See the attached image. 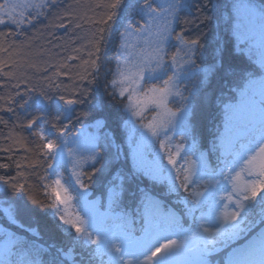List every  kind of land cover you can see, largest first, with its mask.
<instances>
[{
	"label": "snow or ice",
	"instance_id": "1",
	"mask_svg": "<svg viewBox=\"0 0 264 264\" xmlns=\"http://www.w3.org/2000/svg\"><path fill=\"white\" fill-rule=\"evenodd\" d=\"M44 6V0L39 3L4 0L0 4V25L12 24L19 28L26 21L22 9H42ZM104 7L108 9L107 18L97 23L117 21L120 9H138L139 19L127 23L125 31L120 33L123 38L122 63L112 85L114 88L119 85V96L124 97L127 93L125 107L143 129L140 133L142 146L152 149L153 158L142 166L143 175L166 184V195L176 194L178 200L173 203L182 207L176 210L140 189L141 196L135 209L139 221L137 229V219L131 213L112 212L113 197L117 193L110 189L109 208L104 212L95 209L94 205V210H90L85 204L83 215L79 211L69 214L67 209L75 207L73 201H81L84 197L83 191H77L72 181L81 190L86 187L81 179L84 173L79 168L82 163L97 161L99 146L91 137L83 141L77 138L69 146L63 130L58 132L56 139H50L40 127L35 132L39 137L36 149L40 156L57 162L48 164L49 175L42 178L54 177L44 184L53 215L67 226L65 231H74L82 248L95 245L89 250L88 264H92L94 257L105 256L107 262L101 259L100 264H212L209 257L226 249H231L227 264H264V77L248 79L241 89L238 104L225 106L224 132L218 137L219 142L214 141L211 147L210 154H216L213 163L210 154L196 149L195 141L187 146L182 142L189 131L187 106L183 103L175 109L171 106L175 98L181 102L188 99L180 91L179 83L192 69L198 68L193 57L200 47L199 39L177 37L186 49L184 55L173 54L170 68L165 63L164 46L171 36L173 23L178 22L179 0H160L158 3L143 0L135 5H128L125 0H111ZM242 7L255 18L253 8ZM260 20L259 53L264 69V11L260 12ZM27 22L31 23L30 20ZM99 31L101 36L96 41L95 53H89L95 59L84 62L97 71L101 59L100 43L105 40L104 29ZM108 31H112L111 24ZM0 51L7 49L0 48ZM0 63L9 66L7 62ZM211 67L214 70L215 66ZM4 75L11 78L12 74ZM147 81L152 84L145 88ZM59 100L63 109L69 112L77 103L76 99H66L64 95H60ZM149 109H153L154 114L145 123L144 113ZM35 122L29 121L27 128L32 129ZM177 137L182 139L177 140ZM138 151L133 152L134 157ZM66 156L72 163L71 176L67 179L57 170L61 167L59 162ZM0 183L15 192H24L23 185L10 184L3 177H0ZM17 242L6 234L4 255L11 256ZM0 264L9 262L4 260ZM22 264H37V261L25 260ZM51 264H57L56 260Z\"/></svg>",
	"mask_w": 264,
	"mask_h": 264
},
{
	"label": "trees",
	"instance_id": "2",
	"mask_svg": "<svg viewBox=\"0 0 264 264\" xmlns=\"http://www.w3.org/2000/svg\"><path fill=\"white\" fill-rule=\"evenodd\" d=\"M216 1L217 9L213 0H185L186 7L177 12L178 22L171 32L173 40L199 39L200 47L193 59L199 69L208 68L182 83L190 107L187 124L190 142L195 141L196 148L206 154L211 153L223 126L222 106L235 101L236 90L245 79L259 72L252 56L245 53V45L236 43L232 34L235 9L245 1ZM246 1L249 5L264 3V0ZM110 2L47 0L42 9L26 14V21L19 28L0 25V48L7 49L0 51V61L9 65L4 67L0 63V165H7L0 167V177L10 184L24 186V192L19 193L0 183V225L4 228L0 240L10 234L18 241L7 258L9 264H22L25 260H35L37 264H51L53 260L57 264H88L91 255V246L87 245L81 256L70 241L62 240V234L52 230L53 224L62 226L54 219L45 195L44 184L52 177L42 179L48 177L51 161L40 156L36 149L39 137L35 132L43 124L51 134H57L60 130L75 133L97 120L105 121L101 129L109 134L105 138L110 144L104 151L100 142L97 161L86 169L82 180L101 206L107 204L108 190L120 189L124 205L118 207L131 213L138 225L135 209L140 189L176 210L182 207L173 203L178 200L176 194L166 195V184L150 180L132 166L127 131L123 127L126 101L117 97L112 81L118 63L120 33L139 16L137 8L128 7L118 10L117 21L97 23L107 18L108 9L104 5ZM125 3L135 5L143 0H125ZM101 28L105 40L100 43L97 71L84 62L95 59L89 53H95ZM4 73H11V78ZM60 95L77 100L72 111L63 109ZM144 117L148 118L147 113ZM31 120L36 122L29 129ZM209 158L215 163L216 154H210ZM109 159L102 172L99 166ZM229 250L220 253L218 264H224ZM92 264H99V258H93Z\"/></svg>",
	"mask_w": 264,
	"mask_h": 264
},
{
	"label": "rangeland",
	"instance_id": "3",
	"mask_svg": "<svg viewBox=\"0 0 264 264\" xmlns=\"http://www.w3.org/2000/svg\"><path fill=\"white\" fill-rule=\"evenodd\" d=\"M46 1L47 0H44V4ZM244 1H245L244 3L237 4V7L235 9V20L233 23L232 34L235 38L236 43L245 45V49H244L245 53L249 54V56L253 57V58L251 57V59H252V61L255 62L259 72L257 75L256 74L255 75H249L245 79L242 86L239 87L238 90H236L235 101L226 103L222 106V110H223V114H222L223 115V123L222 124H223V126H222L220 132L215 137L216 143L219 142L218 137L224 132V109H225V106L238 104V102L241 99V97H240L241 89L244 87V85L248 79H260L261 77H264V69L261 68L260 53H259V26L261 24L260 12L264 11V3L263 2H260V3L255 2L256 3L255 4V3L251 2V4L249 5L246 0H244ZM10 2H17V0H10ZM28 2L39 3L40 0H28ZM156 2L158 3V2H160V0H156ZM2 3H4V0H0V4H2ZM179 3L181 5L180 9L186 7L185 0H179ZM213 4H214V7H216V9L219 7L216 0H213ZM244 5H248L255 10V13H256L255 18L250 16L248 14V12L245 11V9L242 7ZM22 11H24L25 17H26V14H28L29 12L32 13V11H35V10L34 9H22ZM174 23L172 25V29H173ZM253 29H254V31H253ZM122 43H123V38L120 37L119 57H118V63H117L116 73H115L114 79L118 78L119 65L122 63V58H121V53L123 51V49L121 48ZM164 48H165V53H166L165 63L169 66V68L171 66L172 55L177 54L178 57L183 56L184 51L186 50L180 44V40H178V39L173 40L171 36L168 39V41L166 42ZM178 49H181L179 51V53L177 52ZM207 70H208V68H203V69L194 68L189 72L187 77L182 78L181 82L179 83V88H180V91L183 93L184 96L188 97L186 95V92L183 88L182 83L188 82L193 77V75H195L199 71L206 72ZM168 74L170 75L171 71H169ZM151 84H152L151 81L144 82V87L145 88L150 87ZM112 87H113V85H112ZM114 91H115V94L117 95L118 98H122L121 96H119V85H117L114 88ZM123 99H125L126 104H127L128 103L127 93L125 94ZM256 99H257V101H259V96H257ZM181 103L186 105L188 108V114H187V119H186V123L188 124L190 107H189V104L187 103V100L181 102L179 100V98H175V103H173L171 106L173 107V109H175V108L181 106ZM65 110L67 112H69L67 109H65ZM125 111H126V116L124 117V120H123V127L127 131L126 143L128 144L129 149H130L131 163H132L133 168H135L137 171H140L143 174L142 166L150 163L152 158H153L151 155L152 149L150 147H143L142 146L140 133L143 131V129L140 128L138 121L134 120L131 117V115L128 112L126 107H125ZM146 113L148 115V118H146L144 121L147 120V122H148L149 120H151V118L154 114V110L149 109V110L145 111L144 116ZM98 121H99V124L97 123ZM104 122H105L104 120H97L88 126H84L83 128L79 129L75 133H69L68 131H64L66 133V136L64 137V139H67L69 142V146H72L73 141L77 140V138H79L80 141H83L86 138L91 137V138H94V142L98 146L101 142L102 148L105 151L108 148L110 141H109V139H107V137L105 138V136L109 137V134L107 135V133H105V131H102V129H101L104 125ZM147 122H145V123H147ZM133 125H135V128H133ZM41 127H43L48 138H50V139H56L57 138L58 133L57 134H51L49 127L46 128V124H43ZM186 135L188 137L183 138L182 142H184L186 144V146L191 145L192 143L190 142L191 139L188 135V132L186 133ZM180 139H182V138L177 137V140H180ZM137 149H139L138 154L134 157L133 152L136 151ZM156 150H158V145L156 146ZM97 151L99 152V147L97 148ZM199 152H202V151H199ZM74 159H79V157H74ZM110 161H111V159L104 161L99 166V169L102 170V172H103V169H106V167L108 166ZM51 163L56 164L57 162L51 161ZM59 163L61 164V167H59L57 170L63 173L65 179L69 178L71 176L72 163L67 160V156H66L65 160L60 161ZM94 163L95 162H92V161H89L87 163H82L81 167L79 168V171L83 172L85 175L86 169L91 167ZM163 163L166 165L167 164L166 160ZM84 175L81 177L82 180H83ZM52 179H54V177H52ZM72 183H73V185L77 191H83L84 197H83V200H81V201H76V200L73 201V205H75V207H69L67 209V212L69 214L74 215L75 212L79 211L81 213V215H83L85 204H87L89 206L90 210H94V209H92V206L94 205L95 209H98L100 212H104L106 209L109 208V197L111 195L110 190H108V192H107V204H105V206L103 207L100 205V201L98 200V198L91 196L89 189H87L85 187L83 190H81V189H79L78 186L75 185L74 181H72ZM111 190H113L115 193H117V195L113 197L115 202L111 205L112 212L115 214L122 213V208L118 207L121 205L123 207V205H124L122 203L121 190L120 189H116V191L114 189H111ZM257 211H259V209H257ZM52 215H53V211H52ZM53 217L63 227V228L60 227L58 224L55 225L53 223H49V224L54 225V228H52V230L55 231L54 233L59 232L60 234H62V238H63L62 240L70 241L75 246V250H77L81 254V256H84V251H86V250H85V248H82L80 246V243L77 242L80 240V238L77 239L75 237L74 231H72V232L65 231L64 232L63 229H65L67 226L62 225L61 222L59 221V219L57 217H55L54 215H53ZM46 226H48V223H46ZM187 226L188 225L186 224L185 227H187ZM3 231H4V228L0 225V234L3 233ZM75 239H76V241H75ZM89 246H91L92 249L95 248V245H89ZM4 247H5V238L0 240V261L7 260V258H8V256L4 255ZM223 251H225V250H223ZM221 252L213 254L211 257H209L212 264H218L219 259H220L219 255ZM94 258L96 259V257H94ZM97 258H99V264H100L101 259H103L105 262H107V260H108L107 256L102 257V258H100V257H97ZM227 260H228V254H227V259H226L225 264H227Z\"/></svg>",
	"mask_w": 264,
	"mask_h": 264
}]
</instances>
